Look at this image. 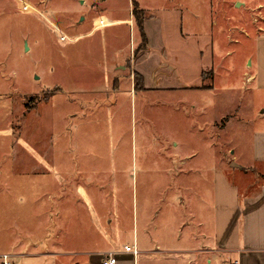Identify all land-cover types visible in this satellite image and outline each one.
I'll list each match as a JSON object with an SVG mask.
<instances>
[{"label":"rangeland","instance_id":"1","mask_svg":"<svg viewBox=\"0 0 264 264\" xmlns=\"http://www.w3.org/2000/svg\"><path fill=\"white\" fill-rule=\"evenodd\" d=\"M136 1L152 20L147 59L167 90L132 87L119 71V90L106 93V74L141 47L139 26L134 17L135 26L88 33L97 17L129 20L132 0L108 4L112 12L99 9L102 0H0V257L13 264H36L27 256L41 236L26 233L46 212L60 223L74 216L73 230L79 215L80 228H118L122 245L133 243V221L141 229L152 214L169 235L184 231L172 200L213 197L220 159L230 161L243 139L250 147L264 109L250 79L264 65V0ZM211 71L213 82L202 77ZM176 81L192 89L174 90ZM27 103L38 108L28 113ZM211 143L215 185L209 168L205 180L194 161L180 164L195 149L196 160L206 150L210 158Z\"/></svg>","mask_w":264,"mask_h":264},{"label":"crops","instance_id":"2","mask_svg":"<svg viewBox=\"0 0 264 264\" xmlns=\"http://www.w3.org/2000/svg\"><path fill=\"white\" fill-rule=\"evenodd\" d=\"M102 1L99 9L112 12V7L107 5L117 0ZM138 6L140 11L146 10L141 8L139 3ZM133 9L132 0L129 20L107 19L105 16L95 18L94 27L88 35L107 27L124 24L135 26ZM261 17L264 20V16ZM102 21L105 22L104 27L99 26ZM151 21L146 20L143 25L148 41L147 47L152 44L148 28ZM154 22L160 31V20L159 22L154 20ZM158 42L160 43V40ZM141 43L140 35L136 47H139ZM147 55V49L138 50L127 60L131 61L129 67H127V61L115 65L112 69L113 74L110 72L104 78L106 93H115L119 90L120 79L115 73L119 71L124 75L128 72L132 87L135 85L134 76L139 75L143 79L144 89H169L161 78L157 62H153L152 66ZM152 57H154L153 61L157 58L156 55ZM262 60H264V54ZM208 76L213 82L215 73L211 71L202 74L203 78ZM250 79L256 84L257 91H264V65L262 70L258 67L256 74L250 76ZM212 82L211 85H203L206 87L193 89H213ZM176 86L174 90L192 89L179 81H176ZM60 92V90L57 91V93ZM37 108L38 106L28 113L34 112ZM254 121L256 124L254 131L250 134V147L245 146L243 139L240 147L232 151L234 156L230 161L220 159V166L216 173V194L214 193L213 197L181 194L170 203V208L179 219V227H183L184 231L181 228L173 236L169 235L164 232L163 227L160 229L155 224L156 215L152 214L142 219L141 229L138 220L137 229L133 221L131 232L133 243L122 245L120 241L122 232L118 228L103 230L102 225L96 222L91 228H80V225H84L79 222V215L77 216L79 228L73 230L74 216H68L62 224L51 212H46L44 216H39L36 229L26 233L32 240L35 235L41 236L39 242L35 241V244L30 247L32 252L27 257L33 258L36 264H56L53 260L50 262L46 260L54 255L69 257L61 264H104L110 254L116 258L115 264H264V109L261 106L256 111ZM202 154L203 152L196 149L190 155L186 152L185 158L180 159V164L185 166L187 162L194 161L192 170L199 171L205 180L209 168L213 172L215 185L212 143L209 151L211 157H204L208 154L206 150L205 155L196 160ZM184 183L185 181L181 180L179 184L183 186ZM78 192L86 202H90V197L81 186L78 187ZM164 202L167 203V201ZM54 228L57 230L55 235ZM126 246L135 248L138 254L126 252ZM26 248L28 244L23 241L18 245L21 251Z\"/></svg>","mask_w":264,"mask_h":264},{"label":"trees","instance_id":"3","mask_svg":"<svg viewBox=\"0 0 264 264\" xmlns=\"http://www.w3.org/2000/svg\"><path fill=\"white\" fill-rule=\"evenodd\" d=\"M133 6H134V9H133V15L138 23V26H139V30H140V35H141V40H142V43H141V47L139 50H144V49H147V37H146V34H145V31H144V16H143V13L142 11L139 10V6H138V2L136 0H133ZM142 15V16H141ZM135 86L136 88H141L143 87V79L141 76L139 75H135ZM36 108V105L34 106H31L29 103H27V110L30 111L32 109Z\"/></svg>","mask_w":264,"mask_h":264},{"label":"built area","instance_id":"4","mask_svg":"<svg viewBox=\"0 0 264 264\" xmlns=\"http://www.w3.org/2000/svg\"><path fill=\"white\" fill-rule=\"evenodd\" d=\"M125 251L126 252H132L134 255L138 254V251L135 248L133 249V248L127 247V246L125 247ZM0 260H1V264H13L10 261V257L8 255H4V256L0 257ZM115 263H116V258L114 257L113 254H110L108 256V259L104 262V264H115Z\"/></svg>","mask_w":264,"mask_h":264}]
</instances>
